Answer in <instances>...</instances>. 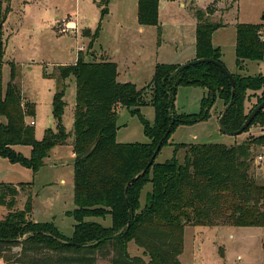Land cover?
Masks as SVG:
<instances>
[{
    "label": "trees",
    "instance_id": "trees-1",
    "mask_svg": "<svg viewBox=\"0 0 264 264\" xmlns=\"http://www.w3.org/2000/svg\"><path fill=\"white\" fill-rule=\"evenodd\" d=\"M158 9L159 0H138L139 23L157 25ZM102 12H107V8ZM196 15L195 58H212L224 64L221 47L214 46L212 41L214 31L222 24L206 19L201 11ZM6 17L0 0V156L36 173L51 148L66 143L73 135L75 208L70 215L75 224L73 235L67 237L53 222L29 218L33 208L31 198L23 209H16L19 188L1 183L0 208L5 207L7 213L0 217V255L20 246V251L12 252L20 263L96 264L98 253H105L111 247V264H181L186 226L229 223L264 228V184L258 182L252 169L253 147L264 145V134L230 146L217 142L175 144L171 159L156 162L176 128L206 119L218 98L227 107L224 125L229 130L238 129L264 100V74L231 72L235 78L233 96L230 81L212 62L190 65L179 74L174 72L180 64L157 63L152 80L146 85L151 93L149 102L154 107L151 123L141 113V107L146 104L145 91L132 81L118 80L116 62L87 59L79 54L75 63L58 65V70L52 73L57 80L52 99L57 129L48 128L44 137L37 139L34 125L27 121L28 116H35L36 104L25 101L20 87L14 83L16 70L12 63L11 80L4 86L2 27ZM263 29L264 22L237 23L238 68L242 69L246 60L264 59V43L259 39ZM71 76L75 81V105L73 131L69 132L63 114L66 81ZM182 85L207 88L199 117V114L178 115L175 99ZM254 97L255 104L246 111V104ZM119 107L139 116L148 142L117 140ZM255 123L264 126V107L244 131ZM159 144L151 166L127 187L146 167ZM17 146H30V155L16 150ZM181 149L183 158L179 157ZM149 183L152 188L142 204V189ZM95 217L110 218L111 224L104 225L94 220ZM131 241L143 249L142 255L130 254ZM145 256L149 257L148 261Z\"/></svg>",
    "mask_w": 264,
    "mask_h": 264
},
{
    "label": "rangeland",
    "instance_id": "rangeland-1",
    "mask_svg": "<svg viewBox=\"0 0 264 264\" xmlns=\"http://www.w3.org/2000/svg\"><path fill=\"white\" fill-rule=\"evenodd\" d=\"M2 2L7 15L2 27L5 45L4 86L6 87L11 80L12 63L16 70L14 83L20 87L25 101L36 104L35 116H28L27 121L29 124L31 120L35 121L33 125L36 138L42 139L46 129H57L56 121L51 118L52 99L57 91V80L52 73L58 70V65L75 63L79 54L87 59L109 60V54L119 50L121 46H127L119 26L124 28L126 20H129L128 23L132 26L131 21L137 20L135 17L137 0H109L108 3L105 0H2ZM214 2L201 9L205 18L212 22L219 20L231 22L237 17L241 22H264V0H225L216 10L212 6ZM104 8H107V12L103 14ZM188 15L189 11L186 10L180 9L173 15L162 9L163 19L177 20ZM70 16L78 20L79 32L70 30L61 33L59 30L61 21ZM233 27L223 26L215 33L216 43H223L225 47L223 55L225 57L222 59L231 72L235 71L236 59L232 48ZM87 29L92 31L90 35L84 34ZM97 30L99 34L96 33ZM81 45L84 47L83 51L77 49ZM248 67L245 71L239 70V73L264 74V59L249 61ZM152 73L147 64L136 75L137 87L145 91L143 100L146 104L141 107V113L151 123L154 121V107L149 102L151 93L146 85L151 82ZM66 83L63 122L70 132L73 131L74 124V77L68 78ZM207 93L206 87L179 86L175 99L178 115L199 114L202 98ZM255 102L256 98H251L246 104V111H249ZM224 108L223 100L218 98L206 119L180 124L172 133L169 142L161 148L156 162L171 159L175 144L217 142L230 146L242 143L252 136L264 134V126L261 123H255L237 135L225 133L219 125V117ZM118 111L117 140L148 142L149 138L144 133L139 116L131 114L126 107H119ZM71 139L73 135L66 143L53 146L45 158L44 165L36 173L18 162L0 156V184H12L19 188L16 209H23L31 198L33 208L28 217L35 221L53 222L67 237L73 235L75 224L73 216L70 215L75 208L74 155ZM16 150L29 156L31 148L17 146ZM253 150L256 158L254 157L252 169L258 182L264 184V145L254 146ZM183 155L184 150L181 149L179 157L183 158ZM62 178L65 182H62ZM151 188V183L143 187L142 204H145L146 194ZM6 213L7 209L2 206L0 217ZM94 220L107 226L111 224L110 218L95 217ZM184 237L181 264H264V228L260 226H236L229 223L189 225L185 227ZM20 250V246L12 247L11 251L6 250V253L0 255V264H30L15 260L12 252L17 253ZM129 252L138 256L142 255L143 249L131 241ZM112 255L111 247L105 253H98L96 264H111ZM144 258L149 260L148 256Z\"/></svg>",
    "mask_w": 264,
    "mask_h": 264
},
{
    "label": "crops",
    "instance_id": "crops-1",
    "mask_svg": "<svg viewBox=\"0 0 264 264\" xmlns=\"http://www.w3.org/2000/svg\"><path fill=\"white\" fill-rule=\"evenodd\" d=\"M163 2H161V0L159 1V23L157 25L140 24L138 21L137 8V15L135 16L137 17V20L131 21L133 27L128 23L129 20H126L127 24H124V28L121 25L119 26V31L122 30V34H124V43L127 41V46H121L119 50L117 49L112 54H109V60L116 62L118 65V80H124L123 82L132 81L137 85L136 75H138L137 73L144 69L147 64H149L150 71H153L154 73L157 63L182 64L194 59L196 57L197 11H202L201 9L207 7L211 2H214L212 6L215 7L214 10H216L219 4H223L225 0H163ZM162 9L163 11L173 13V15L175 11L178 12L180 9L186 10L189 11V15L185 18L178 17L179 19L177 20H169L168 18L163 19ZM68 18L72 17L70 16ZM218 22H220L222 26L217 28L213 33L212 41L214 46H220L224 55L225 47L222 45L223 43H216L215 33L221 27L231 25L232 27L234 26L232 28L234 32V44L231 46L235 53L236 25L237 23H241V20L237 17L235 21L221 22L219 20ZM247 23H258V21ZM91 33L92 31L90 30V34ZM249 61L252 60H246L243 68L240 69L236 64L235 59V71L232 72L239 73V70H247L249 68ZM51 118H53V116ZM62 182H65L64 178H62Z\"/></svg>",
    "mask_w": 264,
    "mask_h": 264
},
{
    "label": "water",
    "instance_id": "water-1",
    "mask_svg": "<svg viewBox=\"0 0 264 264\" xmlns=\"http://www.w3.org/2000/svg\"><path fill=\"white\" fill-rule=\"evenodd\" d=\"M85 35H90V29H87L85 30L84 32ZM201 62H212L214 64H216L217 66H219L222 70V72L225 74V76L227 77V79L230 81L232 87H233V90H232V95L234 96L235 95V90H234V86H235V78L234 76L232 75V73L226 68V66L215 60V59H212V58H194L192 60H189L185 63H182L178 66V68L175 70V74H179L183 69L189 67L190 65H194V64H198V63H201ZM264 107V100L261 101L257 106H255L253 108V110L249 113L248 117L245 119V121L243 122V124L236 130H229L226 128V126L224 125V122H223V117H224V113L226 112L227 110V107H225L222 111V114L219 118V125H220V128L222 131H224L225 133H228V134H232V135H237L239 133H242L247 127L248 125L251 123V121L253 120V118L255 117V115ZM170 131V128L167 130L166 134L163 136V138L161 139L160 141V144L162 143V141L165 139V137L167 136V134L169 133ZM160 144L157 146L153 156L150 158L149 162L147 163L146 167L140 172L138 173L135 177H133L127 184V187L133 183L136 179H138L141 175H143L146 170L151 166V164L153 163L154 161V158L158 152V150L160 149ZM127 187H126V192H127ZM133 215V212H131L130 216L132 217ZM66 244H75V242H72V241H64Z\"/></svg>",
    "mask_w": 264,
    "mask_h": 264
},
{
    "label": "built area",
    "instance_id": "built-area-1",
    "mask_svg": "<svg viewBox=\"0 0 264 264\" xmlns=\"http://www.w3.org/2000/svg\"><path fill=\"white\" fill-rule=\"evenodd\" d=\"M60 32H67L70 30H74L76 33L79 32L78 26H77V20L76 18H65L61 21V25L59 27ZM259 39L264 43V29L261 30L259 33ZM79 51H83L84 47L81 45L77 48ZM32 125L35 123L34 120H31L30 122Z\"/></svg>",
    "mask_w": 264,
    "mask_h": 264
},
{
    "label": "flooded vegetation",
    "instance_id": "flooded-vegetation-1",
    "mask_svg": "<svg viewBox=\"0 0 264 264\" xmlns=\"http://www.w3.org/2000/svg\"><path fill=\"white\" fill-rule=\"evenodd\" d=\"M221 114H222V112H221ZM221 116V115H220ZM220 118V117H219Z\"/></svg>",
    "mask_w": 264,
    "mask_h": 264
}]
</instances>
